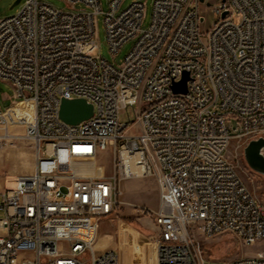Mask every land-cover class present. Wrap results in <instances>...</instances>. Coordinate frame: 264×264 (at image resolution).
Instances as JSON below:
<instances>
[{"label": "built area", "instance_id": "built-area-1", "mask_svg": "<svg viewBox=\"0 0 264 264\" xmlns=\"http://www.w3.org/2000/svg\"><path fill=\"white\" fill-rule=\"evenodd\" d=\"M61 1L23 0L0 19V81L32 108L13 126V105L0 108V142L23 125L33 152L30 173L0 184V264H119L113 249L96 254L97 221L117 209L122 181L143 176L159 205L136 246L156 264H264V204L227 155L264 138V0H152L144 29L141 0H107L106 12L100 0ZM208 12L217 20L202 32ZM99 15L112 57L134 41L119 64L95 56ZM184 73L187 90L174 93ZM61 99H84L92 117L64 123ZM101 152L109 174L97 171ZM195 232L260 250L204 263Z\"/></svg>", "mask_w": 264, "mask_h": 264}, {"label": "rangeland", "instance_id": "rangeland-1", "mask_svg": "<svg viewBox=\"0 0 264 264\" xmlns=\"http://www.w3.org/2000/svg\"><path fill=\"white\" fill-rule=\"evenodd\" d=\"M16 0H0V19L14 15L22 6L23 0L12 6ZM51 4L58 9H66L61 0H39ZM131 0H124L121 9H124ZM145 4V15L142 20V28H146L151 19L152 0H141ZM101 10H108L107 0H100ZM217 20L209 12L205 14V22L200 30L206 31L210 25ZM96 43L98 49L95 56L109 62L119 64L131 50L134 41L124 43L115 57L109 52L103 28V16L99 15L96 22ZM13 90L8 83L0 81V108L5 110L12 105ZM12 113L24 115L20 108L13 105ZM134 119V110L128 108L120 113V120L126 122ZM15 120V118H14ZM23 125L11 127V134L16 136L8 142H0V184L3 185L8 179L15 175L30 173L33 169L32 163V141L22 138L24 134ZM243 149L237 143L231 142L228 149V157L234 160L236 171L246 183L249 190L262 204H264V176L259 175L246 165L243 157ZM19 157V161L16 159ZM20 161L23 162L20 163ZM97 171L105 174L112 172V157L108 152H101L97 156ZM121 192L120 204L115 212L108 218H102L96 225V254L113 249L119 257V264H156L153 252L147 249H139L136 246V237L148 236L155 229L152 211L159 205V196L155 180L152 177L143 176L124 180L119 185ZM198 257L205 263L208 259L215 261H230L240 256H250L260 250L257 246L246 247L233 236L218 235L205 237L199 232L193 234ZM212 257V258H211Z\"/></svg>", "mask_w": 264, "mask_h": 264}, {"label": "water", "instance_id": "water-1", "mask_svg": "<svg viewBox=\"0 0 264 264\" xmlns=\"http://www.w3.org/2000/svg\"><path fill=\"white\" fill-rule=\"evenodd\" d=\"M21 0H16L11 8L17 5ZM225 13L222 15L224 16ZM188 73H184L179 82L172 85L174 93H185ZM93 115V106L84 99H61L58 116L61 121L69 125H77L80 122L91 118ZM264 138L251 140L243 149V157L246 165L253 172L264 176Z\"/></svg>", "mask_w": 264, "mask_h": 264}, {"label": "crops", "instance_id": "crops-1", "mask_svg": "<svg viewBox=\"0 0 264 264\" xmlns=\"http://www.w3.org/2000/svg\"><path fill=\"white\" fill-rule=\"evenodd\" d=\"M12 105H15L16 107H18V108H20L21 109V111H22V114L24 115V120H22V122L23 123H29L30 121H31V119H32V108H31V106L30 105H25V104H20V103H14V104H12ZM11 105V106H12ZM7 116H8V118H9V122H10V124L13 126V123H14V117H15V115L12 113V109L11 108H9V110L7 111ZM16 159L18 160L19 159V157H16ZM20 160V159H19ZM18 160V161H19ZM20 163H22L23 164V162L22 161H20ZM17 176H20V175H15V177H17ZM14 178V177H13Z\"/></svg>", "mask_w": 264, "mask_h": 264}, {"label": "bare ground", "instance_id": "bare-ground-1", "mask_svg": "<svg viewBox=\"0 0 264 264\" xmlns=\"http://www.w3.org/2000/svg\"><path fill=\"white\" fill-rule=\"evenodd\" d=\"M12 126V125H11Z\"/></svg>", "mask_w": 264, "mask_h": 264}]
</instances>
